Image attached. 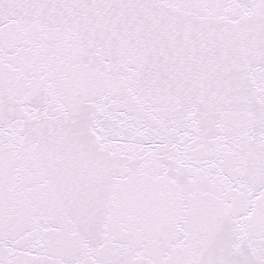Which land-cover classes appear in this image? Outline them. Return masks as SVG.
I'll list each match as a JSON object with an SVG mask.
<instances>
[{
    "label": "water",
    "instance_id": "obj_1",
    "mask_svg": "<svg viewBox=\"0 0 264 264\" xmlns=\"http://www.w3.org/2000/svg\"><path fill=\"white\" fill-rule=\"evenodd\" d=\"M0 264H264V0H0Z\"/></svg>",
    "mask_w": 264,
    "mask_h": 264
}]
</instances>
